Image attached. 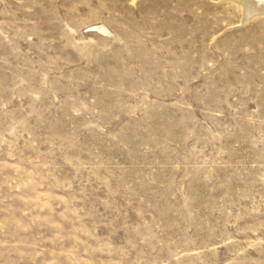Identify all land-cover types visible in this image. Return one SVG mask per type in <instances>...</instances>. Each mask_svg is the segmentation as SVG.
<instances>
[{
	"label": "rangeland",
	"instance_id": "rangeland-1",
	"mask_svg": "<svg viewBox=\"0 0 264 264\" xmlns=\"http://www.w3.org/2000/svg\"><path fill=\"white\" fill-rule=\"evenodd\" d=\"M244 14L0 0V264H264V16Z\"/></svg>",
	"mask_w": 264,
	"mask_h": 264
},
{
	"label": "bare ground",
	"instance_id": "bare-ground-1",
	"mask_svg": "<svg viewBox=\"0 0 264 264\" xmlns=\"http://www.w3.org/2000/svg\"><path fill=\"white\" fill-rule=\"evenodd\" d=\"M220 1V0H215ZM243 5L245 14L244 20L248 21L264 13V0H230ZM97 29V28H96ZM91 31H95L93 28Z\"/></svg>",
	"mask_w": 264,
	"mask_h": 264
},
{
	"label": "water",
	"instance_id": "water-1",
	"mask_svg": "<svg viewBox=\"0 0 264 264\" xmlns=\"http://www.w3.org/2000/svg\"><path fill=\"white\" fill-rule=\"evenodd\" d=\"M258 16H264V13H263V14H260V15H258Z\"/></svg>",
	"mask_w": 264,
	"mask_h": 264
}]
</instances>
